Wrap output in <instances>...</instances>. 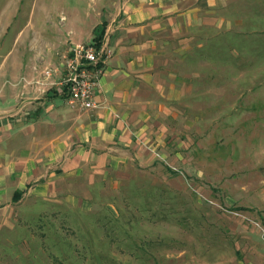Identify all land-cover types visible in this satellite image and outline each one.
Returning <instances> with one entry per match:
<instances>
[{
    "label": "rangeland",
    "instance_id": "rangeland-1",
    "mask_svg": "<svg viewBox=\"0 0 264 264\" xmlns=\"http://www.w3.org/2000/svg\"><path fill=\"white\" fill-rule=\"evenodd\" d=\"M236 2L231 24L195 52L186 110L162 117L153 159L5 194L0 264H264V0ZM118 10L119 0H0V99L28 75L58 91L70 48Z\"/></svg>",
    "mask_w": 264,
    "mask_h": 264
},
{
    "label": "crops",
    "instance_id": "crops-1",
    "mask_svg": "<svg viewBox=\"0 0 264 264\" xmlns=\"http://www.w3.org/2000/svg\"><path fill=\"white\" fill-rule=\"evenodd\" d=\"M236 3L119 0L103 27L112 54L93 108L70 105L60 84L58 91L52 84L39 91L34 81L40 76L28 75L21 94L8 88L0 99V200L32 182L43 193L48 175L153 159L151 147L165 144L162 117L186 110L181 105L190 94L192 59L235 19ZM64 76L61 68L52 80L57 84Z\"/></svg>",
    "mask_w": 264,
    "mask_h": 264
},
{
    "label": "built area",
    "instance_id": "built-area-1",
    "mask_svg": "<svg viewBox=\"0 0 264 264\" xmlns=\"http://www.w3.org/2000/svg\"><path fill=\"white\" fill-rule=\"evenodd\" d=\"M112 51L103 39L100 47L94 43L76 44L70 48L60 68L65 76L60 81L61 92L67 95L70 105H80L93 108L97 105L95 94L99 86V79L105 71V63ZM48 76L52 75L51 68L46 70Z\"/></svg>",
    "mask_w": 264,
    "mask_h": 264
},
{
    "label": "trees",
    "instance_id": "trees-1",
    "mask_svg": "<svg viewBox=\"0 0 264 264\" xmlns=\"http://www.w3.org/2000/svg\"><path fill=\"white\" fill-rule=\"evenodd\" d=\"M103 35L104 31H102L100 34L95 35L91 42L94 43L96 46L100 47L103 42Z\"/></svg>",
    "mask_w": 264,
    "mask_h": 264
}]
</instances>
